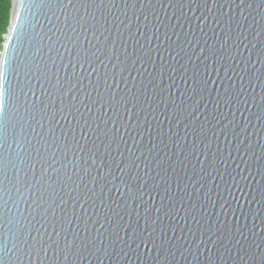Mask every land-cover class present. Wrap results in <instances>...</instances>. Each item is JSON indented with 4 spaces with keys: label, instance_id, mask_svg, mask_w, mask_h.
<instances>
[{
    "label": "water",
    "instance_id": "95a60500",
    "mask_svg": "<svg viewBox=\"0 0 264 264\" xmlns=\"http://www.w3.org/2000/svg\"><path fill=\"white\" fill-rule=\"evenodd\" d=\"M0 264H264V0H12Z\"/></svg>",
    "mask_w": 264,
    "mask_h": 264
},
{
    "label": "trees",
    "instance_id": "16d2710c",
    "mask_svg": "<svg viewBox=\"0 0 264 264\" xmlns=\"http://www.w3.org/2000/svg\"><path fill=\"white\" fill-rule=\"evenodd\" d=\"M12 0H0V51L10 23Z\"/></svg>",
    "mask_w": 264,
    "mask_h": 264
},
{
    "label": "snow or ice",
    "instance_id": "6c2138e0",
    "mask_svg": "<svg viewBox=\"0 0 264 264\" xmlns=\"http://www.w3.org/2000/svg\"><path fill=\"white\" fill-rule=\"evenodd\" d=\"M3 79H4L3 72L2 70H0V81H2ZM0 95H2V92H0Z\"/></svg>",
    "mask_w": 264,
    "mask_h": 264
},
{
    "label": "rangeland",
    "instance_id": "374dc122",
    "mask_svg": "<svg viewBox=\"0 0 264 264\" xmlns=\"http://www.w3.org/2000/svg\"><path fill=\"white\" fill-rule=\"evenodd\" d=\"M1 52V51H0Z\"/></svg>",
    "mask_w": 264,
    "mask_h": 264
}]
</instances>
